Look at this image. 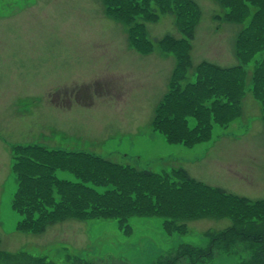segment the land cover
I'll return each instance as SVG.
<instances>
[{
  "label": "rangeland",
  "instance_id": "obj_1",
  "mask_svg": "<svg viewBox=\"0 0 264 264\" xmlns=\"http://www.w3.org/2000/svg\"><path fill=\"white\" fill-rule=\"evenodd\" d=\"M195 1L201 16L192 39V65L201 60L237 64L233 42L242 24L225 21L216 0ZM145 26L152 41L166 33L180 36L167 13ZM125 32L123 24L105 16L99 0H0L1 250H23L55 264L112 256L149 264L181 243L204 247L210 230L230 224L228 216L206 211L182 217L181 233L163 225L160 215L133 216L122 226L114 218L69 217L44 231L21 232L16 227L19 215L11 207L16 188L11 151L16 143L83 150L157 172L180 166L208 185L264 198V125L250 92L242 100V113L227 126L213 125L208 140L191 146L168 142L151 121L174 57L156 43L150 54L138 53L126 42ZM252 62L246 65L248 79ZM86 84L91 85L82 88ZM64 91H74L68 98L71 107L54 104L62 102ZM97 170L86 172L111 186L113 176ZM54 174L75 180L67 170Z\"/></svg>",
  "mask_w": 264,
  "mask_h": 264
},
{
  "label": "trees",
  "instance_id": "obj_2",
  "mask_svg": "<svg viewBox=\"0 0 264 264\" xmlns=\"http://www.w3.org/2000/svg\"><path fill=\"white\" fill-rule=\"evenodd\" d=\"M216 1L224 8L225 21L243 23L248 19L234 39V56L239 62L224 66L203 60L195 67L196 76L191 81L186 79L190 66L188 40L199 17L193 0H126L123 6L103 1L105 13L128 26L130 40L143 53L150 52L154 42L147 39L142 21L156 20L159 12L173 14L183 34V38L166 34L156 40L163 51H171L176 57L169 87L152 120L153 129L169 142L191 146L207 140L214 124L225 125L239 114L247 91L258 102L264 124V0ZM249 62L252 68L248 79ZM12 163L16 188L11 207L19 215L18 230L40 232L47 225L69 217L114 218L122 226L133 216L160 215L163 225L181 233L182 217L208 211L212 216H228L230 225L209 231V241L204 247L181 243L155 256L149 264H264V199L252 200L208 185L180 166L157 172L83 150L17 144L12 148ZM56 169L72 172L75 180L57 178ZM94 169L110 173L113 178L108 182L112 185L106 186L104 180L86 172ZM0 264L55 263L24 251L0 250ZM64 264L131 263L112 256L75 258Z\"/></svg>",
  "mask_w": 264,
  "mask_h": 264
},
{
  "label": "crops",
  "instance_id": "obj_3",
  "mask_svg": "<svg viewBox=\"0 0 264 264\" xmlns=\"http://www.w3.org/2000/svg\"><path fill=\"white\" fill-rule=\"evenodd\" d=\"M49 56V55H48ZM58 57L64 58L63 55H57Z\"/></svg>",
  "mask_w": 264,
  "mask_h": 264
}]
</instances>
